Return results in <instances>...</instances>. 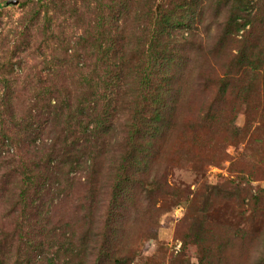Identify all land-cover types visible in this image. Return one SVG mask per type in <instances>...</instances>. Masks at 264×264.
<instances>
[{"label": "rangeland", "instance_id": "obj_1", "mask_svg": "<svg viewBox=\"0 0 264 264\" xmlns=\"http://www.w3.org/2000/svg\"><path fill=\"white\" fill-rule=\"evenodd\" d=\"M0 130V264H264V0H0Z\"/></svg>", "mask_w": 264, "mask_h": 264}, {"label": "trees", "instance_id": "obj_2", "mask_svg": "<svg viewBox=\"0 0 264 264\" xmlns=\"http://www.w3.org/2000/svg\"><path fill=\"white\" fill-rule=\"evenodd\" d=\"M161 14L159 13V9L157 8L155 10V12L152 14L151 16V32L154 29V26L156 25V23L158 22V18ZM152 34V33H151ZM152 68L146 64V67H144L143 71H142V81L140 84V88H139V100H137V106L135 109V119L133 121L132 124V135L133 138H130L126 145H129L127 148V151L125 153V157H123L122 159V163L121 166L125 167L127 166L128 163H131V156L133 155V152L136 150V145H135V134L137 133V135L140 133L141 129H142V119L144 118V110H145V106L147 105L148 99H149V95H150V89H151V84H152V80L151 79V71ZM50 99V98H49ZM49 99L47 100V102H49ZM115 98H114V94L111 91L108 95L103 92L101 89L97 90L96 92H94L91 97L88 98L86 105L84 106V104H80L81 105V109H80V115L83 117L86 116L87 119H90L89 122L91 123H95L98 122L101 118H104L111 114L110 112H112L114 110V106H115ZM109 113V114H108ZM138 116V118H137ZM139 120V123H138ZM46 122V120H45ZM49 124V123H47ZM139 124V127H138ZM59 125L61 126L60 129H56L53 131V134L56 135V139L59 138V141L61 142V144H63V146H68L69 144V138H77L79 135L78 130L75 129V127L70 126L69 125V119H67V121L63 123H59ZM46 130V123L45 126L41 129H39L37 132L34 131V135H38V132H44ZM87 130V129H86ZM1 131V130H0ZM51 132V131H50ZM141 134V133H140ZM1 136V135H0ZM63 137V138H61ZM52 138V136H51ZM62 139V140H60ZM53 140V138H52ZM68 142V143H67ZM75 141H72V143ZM0 144L3 145V139L0 137ZM75 143H73L74 145ZM53 145V143H52ZM125 170V169H124ZM123 170V172H124ZM124 176V173L122 174ZM124 182L123 180H119L117 187ZM186 238L185 237V241L186 242Z\"/></svg>", "mask_w": 264, "mask_h": 264}, {"label": "water", "instance_id": "obj_3", "mask_svg": "<svg viewBox=\"0 0 264 264\" xmlns=\"http://www.w3.org/2000/svg\"><path fill=\"white\" fill-rule=\"evenodd\" d=\"M16 4V1H7L5 5H14Z\"/></svg>", "mask_w": 264, "mask_h": 264}]
</instances>
